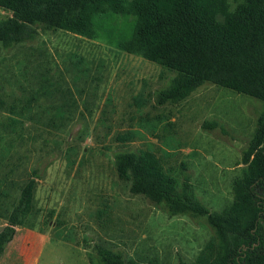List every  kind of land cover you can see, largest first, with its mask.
I'll use <instances>...</instances> for the list:
<instances>
[{"label":"rangeland","instance_id":"obj_1","mask_svg":"<svg viewBox=\"0 0 264 264\" xmlns=\"http://www.w3.org/2000/svg\"><path fill=\"white\" fill-rule=\"evenodd\" d=\"M10 15L0 6V21ZM131 22L107 15L99 39L38 29L33 41L0 44V213L36 179L30 215L0 264H99L98 245L138 264L192 263L213 229L132 193L114 164L122 151L154 150L211 211L232 203L264 102L206 83L158 104L176 72L122 47Z\"/></svg>","mask_w":264,"mask_h":264},{"label":"trees","instance_id":"obj_2","mask_svg":"<svg viewBox=\"0 0 264 264\" xmlns=\"http://www.w3.org/2000/svg\"><path fill=\"white\" fill-rule=\"evenodd\" d=\"M11 15L0 21V44L36 39L38 29L102 38L107 15L132 17L121 45L176 74L155 92L158 104L178 103L211 83L264 102V0H0ZM233 201L211 211L195 194L190 177L181 189L154 150L122 151L114 164L130 191L164 205L171 215L205 217L213 235L197 258L179 264H264V109L243 151ZM33 174H37L34 170ZM36 179L23 186L0 227V256L29 216ZM99 264H138L114 249L96 246Z\"/></svg>","mask_w":264,"mask_h":264},{"label":"crops","instance_id":"obj_3","mask_svg":"<svg viewBox=\"0 0 264 264\" xmlns=\"http://www.w3.org/2000/svg\"><path fill=\"white\" fill-rule=\"evenodd\" d=\"M29 215H30V214H29ZM5 216H6V215L0 213V220L4 221V223H2L3 225H5V223H6V218H5ZM28 217H29V216H28ZM28 217H27V218H28ZM27 218H26V219H27ZM25 221H26V220H25ZM24 224H25V222H24L23 224H21L20 226H23ZM20 226H18V227H20ZM18 227H17V228H18ZM17 228H16V231H17ZM15 237H16V233H15L14 238L12 239V241L6 246V249H5L4 253H3V256H4L5 253L7 252V248L9 247V245L14 241ZM33 245H34V244H33ZM33 245H31L32 247L29 249V251H28V249H27V250H24L25 254H24L23 252L21 253L20 251H18V252L16 253L15 257H16L18 254L26 257L27 255L30 254L29 252H30L31 249L33 248ZM3 256H2L1 258H3ZM15 257H14V258H15ZM1 258H0V259H1ZM14 258H13V259H14ZM13 259H11V260H13ZM9 260H10V259H9Z\"/></svg>","mask_w":264,"mask_h":264}]
</instances>
